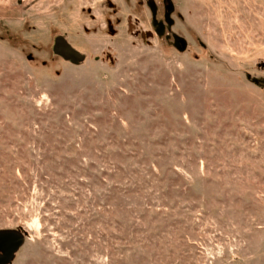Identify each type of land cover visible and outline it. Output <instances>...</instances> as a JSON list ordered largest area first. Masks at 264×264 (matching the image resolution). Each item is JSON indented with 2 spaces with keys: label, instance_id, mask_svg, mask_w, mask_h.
Masks as SVG:
<instances>
[{
  "label": "rangeland",
  "instance_id": "rangeland-1",
  "mask_svg": "<svg viewBox=\"0 0 264 264\" xmlns=\"http://www.w3.org/2000/svg\"><path fill=\"white\" fill-rule=\"evenodd\" d=\"M0 230L8 264H264V0H0Z\"/></svg>",
  "mask_w": 264,
  "mask_h": 264
},
{
  "label": "water",
  "instance_id": "water-1",
  "mask_svg": "<svg viewBox=\"0 0 264 264\" xmlns=\"http://www.w3.org/2000/svg\"><path fill=\"white\" fill-rule=\"evenodd\" d=\"M54 54L73 64H79L84 60V55L75 50L63 38L55 40ZM25 234L17 230H0V264H8L15 253L23 246Z\"/></svg>",
  "mask_w": 264,
  "mask_h": 264
},
{
  "label": "flooded vegetation",
  "instance_id": "flooded-vegetation-1",
  "mask_svg": "<svg viewBox=\"0 0 264 264\" xmlns=\"http://www.w3.org/2000/svg\"><path fill=\"white\" fill-rule=\"evenodd\" d=\"M164 2H167V1H164ZM155 8H151V13H152V16H154L155 15ZM162 29H163V27H162Z\"/></svg>",
  "mask_w": 264,
  "mask_h": 264
}]
</instances>
